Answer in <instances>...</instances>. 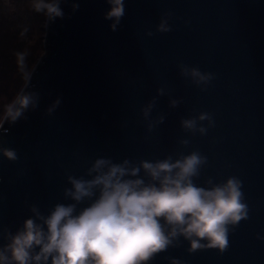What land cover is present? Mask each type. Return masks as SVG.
<instances>
[{
    "label": "water",
    "instance_id": "1",
    "mask_svg": "<svg viewBox=\"0 0 264 264\" xmlns=\"http://www.w3.org/2000/svg\"><path fill=\"white\" fill-rule=\"evenodd\" d=\"M76 2L75 12L73 0L62 2L64 18L45 27V52L27 89L40 94L39 107L4 124V146L19 159L0 155V226L15 232L30 205L46 214L69 202L67 175H84L100 156L156 160L198 150L208 163L196 183L237 176L249 219L230 232L223 254H189L182 241L151 264H169L166 256L184 264H264V0H125L115 32L104 19L106 0ZM165 12L173 14L172 30L159 33ZM180 63L214 74L206 91L179 75ZM160 87L166 95L152 117L165 120L149 132L141 108ZM58 97L60 106L46 115ZM169 99L182 102L170 108ZM201 112L212 114L215 127L204 136L184 132L181 118Z\"/></svg>",
    "mask_w": 264,
    "mask_h": 264
},
{
    "label": "clouds",
    "instance_id": "2",
    "mask_svg": "<svg viewBox=\"0 0 264 264\" xmlns=\"http://www.w3.org/2000/svg\"><path fill=\"white\" fill-rule=\"evenodd\" d=\"M62 2L66 0H29V7L44 17L47 27L56 18H64ZM106 2L110 9L104 19L112 21L109 27L115 32L125 16V0ZM71 7L75 12L79 3L73 0ZM172 15H161L157 32L172 30ZM146 35L153 33L148 31ZM25 55H21V64L26 83L0 120V155L10 162L19 157L16 149L4 146V137L9 133L4 124L27 119L25 113L36 110L40 101L38 92L27 90L36 67L26 69ZM177 67L179 75L201 91H206L214 79L213 73L198 67L184 63ZM165 95L163 87L157 88L156 96L141 108L149 132L164 123L163 114L153 118L152 112L158 98ZM181 102L169 99L168 106L176 108ZM60 103L58 97L45 114L53 115ZM180 125L192 136H204L215 127V121L212 114L201 112L181 118ZM178 143L187 148L190 141L181 139ZM207 163V157L198 150L156 160L125 157L116 162L100 156L84 175H67L70 187L63 189V199L69 202L54 204L46 214L38 205H30L31 215L15 232L0 226V264H151L168 249L181 247L182 241L188 243L189 254L208 249L223 254L229 247L230 232L249 219V207L237 176L220 183L212 177L206 178L202 186L196 183ZM257 238L261 239L259 235ZM164 258L169 264H184L178 258Z\"/></svg>",
    "mask_w": 264,
    "mask_h": 264
},
{
    "label": "rangeland",
    "instance_id": "3",
    "mask_svg": "<svg viewBox=\"0 0 264 264\" xmlns=\"http://www.w3.org/2000/svg\"><path fill=\"white\" fill-rule=\"evenodd\" d=\"M44 17L31 11L29 0H0V120L24 87L21 55L31 71L44 54Z\"/></svg>",
    "mask_w": 264,
    "mask_h": 264
},
{
    "label": "trees",
    "instance_id": "4",
    "mask_svg": "<svg viewBox=\"0 0 264 264\" xmlns=\"http://www.w3.org/2000/svg\"><path fill=\"white\" fill-rule=\"evenodd\" d=\"M3 69L2 68H0V74H1V71H2ZM1 86V85H0ZM0 90H1V88H0ZM2 113V111H0V114Z\"/></svg>",
    "mask_w": 264,
    "mask_h": 264
}]
</instances>
